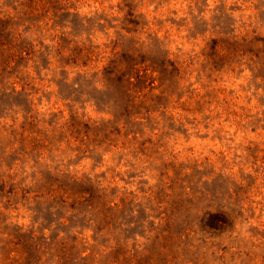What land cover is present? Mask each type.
Masks as SVG:
<instances>
[{
    "label": "rangeland",
    "instance_id": "obj_1",
    "mask_svg": "<svg viewBox=\"0 0 264 264\" xmlns=\"http://www.w3.org/2000/svg\"><path fill=\"white\" fill-rule=\"evenodd\" d=\"M0 264H264V0H0Z\"/></svg>",
    "mask_w": 264,
    "mask_h": 264
}]
</instances>
